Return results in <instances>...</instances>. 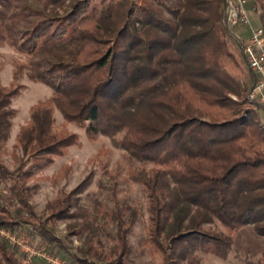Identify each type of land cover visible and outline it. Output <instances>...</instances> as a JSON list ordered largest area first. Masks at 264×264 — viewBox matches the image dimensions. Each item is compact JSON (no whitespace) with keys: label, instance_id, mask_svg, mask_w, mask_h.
<instances>
[{"label":"trees","instance_id":"obj_1","mask_svg":"<svg viewBox=\"0 0 264 264\" xmlns=\"http://www.w3.org/2000/svg\"><path fill=\"white\" fill-rule=\"evenodd\" d=\"M255 2L264 28V0ZM235 45L225 0H0V47L26 59L8 87L0 78V149L26 88L23 71L52 90L20 129L15 169L0 161V227L32 225L64 248L52 226L72 222L84 247L75 261L63 258L127 264L139 211L116 186L112 208L79 204L91 175L48 202L43 221L30 204L26 183L36 168L82 146L78 134L55 130L59 113L89 140L107 137L126 153V180L147 200L150 255L162 264H201L200 253L226 260L246 227L264 237V124L247 99L255 76ZM103 170L113 180L123 173ZM17 256L0 239V264H18Z\"/></svg>","mask_w":264,"mask_h":264},{"label":"rangeland","instance_id":"obj_2","mask_svg":"<svg viewBox=\"0 0 264 264\" xmlns=\"http://www.w3.org/2000/svg\"><path fill=\"white\" fill-rule=\"evenodd\" d=\"M67 9L65 6L61 13ZM251 20L254 25H261L260 19L263 14V8L255 0L250 3ZM242 34V40L237 39L239 46L235 45V51L244 59L243 44L248 38L246 29H238L236 32ZM233 42V40H232ZM25 57L8 46L0 47V78L5 87H8L14 80V70L19 64L25 63ZM27 70L23 71L20 78V84L26 88L21 96L14 100L12 108L16 111L13 119L9 139L0 149V161L9 169H15L14 146L17 145V136L20 129L27 125L30 120V110L33 106L49 99L52 90L47 86L31 82L27 75ZM261 119L264 121V111L260 110ZM67 128L69 132L80 136L82 146L71 147L65 151L64 155L54 157V161L44 169L36 168L33 177L27 180L26 192L30 204L42 221L46 218L47 203L61 195H66L78 188L88 176H92L91 184L86 191L81 194L79 204L92 210L96 201H103L109 208L113 207L112 197L115 193L113 189L116 186L117 196L124 203L138 209V220L132 229L130 241L132 254L127 259V264H162L160 258H153L150 255L147 244V226L148 212L147 200L140 186L126 180L128 170V159L126 153L116 148L111 140L104 136H97L95 141H91L85 134V129L80 126L68 124L59 113L55 114V130L61 131ZM31 165L27 156L22 152L16 153ZM29 161V162H28ZM107 164V169L117 173L122 170V174L117 180L105 176L103 165ZM136 168L142 165L134 162ZM66 167H69L65 173ZM65 173V175H64ZM26 229L37 230L32 225H23ZM53 227L55 236L61 241L64 248L51 244L53 252L64 256L72 261L79 255V250L84 247L85 238H80L73 234L74 226L72 222H58ZM51 227V228H52ZM40 244L38 240L36 242ZM201 264H257L264 257V237L259 236L252 226L243 228L236 237V244L233 251L226 260L212 255L199 254Z\"/></svg>","mask_w":264,"mask_h":264},{"label":"built area","instance_id":"obj_3","mask_svg":"<svg viewBox=\"0 0 264 264\" xmlns=\"http://www.w3.org/2000/svg\"><path fill=\"white\" fill-rule=\"evenodd\" d=\"M250 3L251 0H225V21L231 33L243 28L248 33L243 44V55L255 76V83L247 99L264 111V28L253 24ZM232 35L242 40V34ZM0 239L17 249L18 264H78L54 253L51 245L44 242L32 229L23 227L10 230L0 227ZM38 240L40 244L36 243Z\"/></svg>","mask_w":264,"mask_h":264},{"label":"crops","instance_id":"obj_4","mask_svg":"<svg viewBox=\"0 0 264 264\" xmlns=\"http://www.w3.org/2000/svg\"><path fill=\"white\" fill-rule=\"evenodd\" d=\"M263 124H264V121L262 120Z\"/></svg>","mask_w":264,"mask_h":264}]
</instances>
